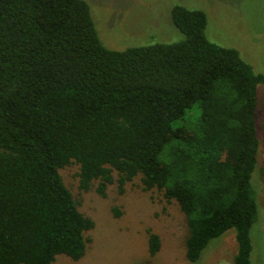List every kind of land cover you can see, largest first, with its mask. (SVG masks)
I'll return each instance as SVG.
<instances>
[{"label": "trees", "instance_id": "1", "mask_svg": "<svg viewBox=\"0 0 264 264\" xmlns=\"http://www.w3.org/2000/svg\"><path fill=\"white\" fill-rule=\"evenodd\" d=\"M171 20L179 41L115 50L85 0H0V264L83 256L94 221L59 173L72 162L81 190L122 193L139 175L175 200L188 261L233 228L234 264H252L264 74L207 39L203 10L174 5ZM159 246L148 230L149 254Z\"/></svg>", "mask_w": 264, "mask_h": 264}, {"label": "rangeland", "instance_id": "2", "mask_svg": "<svg viewBox=\"0 0 264 264\" xmlns=\"http://www.w3.org/2000/svg\"><path fill=\"white\" fill-rule=\"evenodd\" d=\"M85 1L100 40L115 50L179 41L183 34L171 20L172 7L201 9L206 14L207 39L235 48L255 72L264 74V0ZM257 93L259 147L251 183L257 191L259 220L250 230L251 263L264 264V175L260 172L264 165V83L258 84ZM77 171L78 164L74 162L59 169L79 211L90 217L94 226L84 232L88 241L82 257L73 260L60 253L52 264H234L233 228L212 238L197 260L188 261L184 245L186 216L175 200L166 202L154 188L143 190L139 175L125 182L122 193L115 181L107 185L104 196L96 192V181L84 191L78 187ZM148 230L158 234L160 240L154 255L147 249Z\"/></svg>", "mask_w": 264, "mask_h": 264}]
</instances>
